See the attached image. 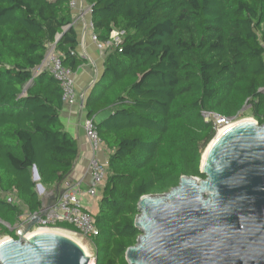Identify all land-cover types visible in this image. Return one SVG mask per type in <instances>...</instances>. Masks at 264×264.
<instances>
[{
    "label": "trees",
    "instance_id": "trees-1",
    "mask_svg": "<svg viewBox=\"0 0 264 264\" xmlns=\"http://www.w3.org/2000/svg\"><path fill=\"white\" fill-rule=\"evenodd\" d=\"M85 2L96 39L111 43L85 103L111 151L91 243L96 264H129L142 234L139 200L169 193L184 176L206 178L201 160L216 129L203 113L231 118L249 106L264 124V0ZM70 4L0 0V221L11 227L41 209L37 184L54 190L80 156L60 118V83L40 71L51 47L73 73L86 62Z\"/></svg>",
    "mask_w": 264,
    "mask_h": 264
},
{
    "label": "water",
    "instance_id": "water-1",
    "mask_svg": "<svg viewBox=\"0 0 264 264\" xmlns=\"http://www.w3.org/2000/svg\"><path fill=\"white\" fill-rule=\"evenodd\" d=\"M201 160L206 177H182L163 195L143 196L129 264H264V124L240 122L216 134ZM33 179L40 181L37 168ZM37 184L38 217L0 243V264H96L71 238L50 231L26 237L61 194Z\"/></svg>",
    "mask_w": 264,
    "mask_h": 264
},
{
    "label": "built area",
    "instance_id": "built-area-1",
    "mask_svg": "<svg viewBox=\"0 0 264 264\" xmlns=\"http://www.w3.org/2000/svg\"><path fill=\"white\" fill-rule=\"evenodd\" d=\"M70 6L73 11L76 10L78 1L71 0ZM112 37L115 45L118 44L119 33L114 32ZM105 45L110 46L111 43ZM42 69L48 71L60 83L63 90L64 103L69 105L76 104L77 91L74 82V73L71 69L64 66L62 57L56 53L54 47L49 49L46 59L43 62ZM242 111L237 116L231 118H225L206 112L203 113V116L206 122L214 123L216 134H218L220 130L239 123V121H241L239 117ZM85 130L90 150L93 152V157L90 159L86 170L90 177V182L87 186H82V182L75 183L69 178L64 180L61 185L60 196L55 204L49 208L46 216L33 227L32 230L34 232L38 230H61L75 237L80 236L88 240L98 235L96 215L93 213V209L94 204L100 201L101 191L108 180L109 160L107 159L106 153L109 154L111 151L100 138L96 125L92 120L88 119L86 121ZM100 155L105 156V158H101ZM7 200L8 202H16L13 195H8ZM40 210L34 214L26 213V218L20 226L18 224L11 227L7 224L8 229L15 231L18 226L20 228H25L29 221L39 216ZM61 224H66L72 229L60 227ZM28 235H30V233L27 234L26 237H28Z\"/></svg>",
    "mask_w": 264,
    "mask_h": 264
},
{
    "label": "crops",
    "instance_id": "crops-1",
    "mask_svg": "<svg viewBox=\"0 0 264 264\" xmlns=\"http://www.w3.org/2000/svg\"><path fill=\"white\" fill-rule=\"evenodd\" d=\"M77 1L78 7L73 11V24L79 42L76 52L86 62L74 73L77 103L74 105L65 104L60 112V118L66 131L78 141L80 147L79 159L68 178L75 183L82 182V186H87L90 182V177L86 170L90 159L93 157V152L90 150L85 130V124L88 120L85 103L92 91V87L103 75L105 54L110 46L102 44L95 39L90 7L85 0ZM102 118L103 116H100L98 120ZM106 155L109 160L110 153H106ZM100 156L105 158L103 155ZM98 211L99 202L94 204L93 213L96 215ZM91 247L92 249L94 248L92 244Z\"/></svg>",
    "mask_w": 264,
    "mask_h": 264
},
{
    "label": "rangeland",
    "instance_id": "rangeland-1",
    "mask_svg": "<svg viewBox=\"0 0 264 264\" xmlns=\"http://www.w3.org/2000/svg\"><path fill=\"white\" fill-rule=\"evenodd\" d=\"M43 69H45V68H43ZM42 68H41V70L40 71H42L43 70ZM239 120H241V121H244V120H252V121H256V119L254 118V116L252 115V112H251V110H250V107L249 106H247L246 108H244V110L242 111V113L240 114V117H239ZM257 122V121H256ZM40 196H42L43 197V193L40 195ZM26 218V213H24L20 218H19V222H18V224H19V226H20V224H22L24 221V219ZM0 224L2 225V226H4V227H6V228H8V225L7 224H5L4 222H2V221H0ZM17 224V225H18ZM17 227V229L15 230L16 232H18V231H20L21 229H23V228H20V227ZM34 231L32 230L31 232H30V234L31 233H33ZM67 234H69L71 237H73V238H76L77 240H79L86 248H87V250H88V252H89V256L92 258H94L95 257V252H94V250L92 249V247H91V240H88V239H83L82 237H80V236H73L72 234H70V233H67ZM9 238H11L9 235H5V234H2L1 233V231H0V240H7V239H9ZM94 247V246H93Z\"/></svg>",
    "mask_w": 264,
    "mask_h": 264
},
{
    "label": "bare ground",
    "instance_id": "bare-ground-1",
    "mask_svg": "<svg viewBox=\"0 0 264 264\" xmlns=\"http://www.w3.org/2000/svg\"><path fill=\"white\" fill-rule=\"evenodd\" d=\"M250 121H252V120L239 121V123H240V122H250ZM235 125H236V124H235ZM233 126H234V125H232L231 127H227V128H224V129L220 130V131L218 132V136L222 135L225 131H227L228 129L232 128ZM209 146H210V145H208V147L206 148V150H205V152H204V158H205V156L207 155V152H208V150H209ZM50 231H53V232H56V233H59V234L65 235V236L71 238L72 240L76 241L77 243H79V244L85 249V251L87 252V255L89 256V252H88L87 248H86V247H85V246H84L79 240H77L76 238L71 237L69 234H67V232H64V231H61V230H38V231H35V232L31 233L30 235H28V237H30V236H32V235H34V234H37V233H41V232H50ZM3 241H4V239H3V240H0V243L3 242ZM90 264H93V259H91Z\"/></svg>",
    "mask_w": 264,
    "mask_h": 264
}]
</instances>
